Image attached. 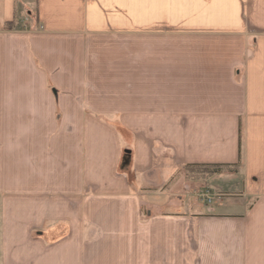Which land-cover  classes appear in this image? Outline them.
Wrapping results in <instances>:
<instances>
[{"label": "crops", "instance_id": "crops-1", "mask_svg": "<svg viewBox=\"0 0 264 264\" xmlns=\"http://www.w3.org/2000/svg\"><path fill=\"white\" fill-rule=\"evenodd\" d=\"M0 264H264V0H0Z\"/></svg>", "mask_w": 264, "mask_h": 264}, {"label": "trees", "instance_id": "trees-1", "mask_svg": "<svg viewBox=\"0 0 264 264\" xmlns=\"http://www.w3.org/2000/svg\"><path fill=\"white\" fill-rule=\"evenodd\" d=\"M11 27V23L8 24ZM186 170L195 171L202 175H212L219 173H235L237 171V166L228 164H201L186 166Z\"/></svg>", "mask_w": 264, "mask_h": 264}, {"label": "built area", "instance_id": "built-area-1", "mask_svg": "<svg viewBox=\"0 0 264 264\" xmlns=\"http://www.w3.org/2000/svg\"><path fill=\"white\" fill-rule=\"evenodd\" d=\"M195 195L203 204L213 203L220 198V195L212 193L209 188L200 189L195 192Z\"/></svg>", "mask_w": 264, "mask_h": 264}, {"label": "rangeland", "instance_id": "rangeland-1", "mask_svg": "<svg viewBox=\"0 0 264 264\" xmlns=\"http://www.w3.org/2000/svg\"><path fill=\"white\" fill-rule=\"evenodd\" d=\"M18 25H19V24H18ZM19 26H20V25H19ZM19 26H15V25L12 24L11 27H10L9 25H6V28H7L8 30H14V31H17V30H25V31H26V30H28L27 28H20ZM219 174H220V173H219ZM224 183H225V182L222 183L223 185H221V187H222V188H225V189H226V188H229V187H228V186H229L228 183H225V184H224ZM215 184H216L215 182H214V183H210V188H211L212 192H215V194L220 195V197H221L222 199L225 198L227 194L224 193V192H223V193H222V192H219V191L217 190L218 188L215 186ZM203 187H204V188H208V185L205 184ZM210 188H209V189H210ZM202 189H203V188H202ZM199 190H200V189H199ZM211 190H210V191H211ZM224 191H225V190H224ZM218 200H219V199H218ZM218 200H217V201H218ZM210 204H212V203H210Z\"/></svg>", "mask_w": 264, "mask_h": 264}]
</instances>
